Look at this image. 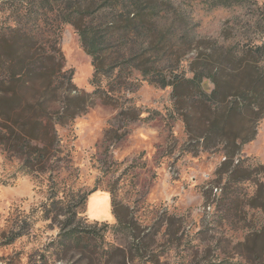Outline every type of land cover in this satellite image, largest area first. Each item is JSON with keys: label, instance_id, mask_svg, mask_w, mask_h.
<instances>
[{"label": "rangeland", "instance_id": "obj_1", "mask_svg": "<svg viewBox=\"0 0 264 264\" xmlns=\"http://www.w3.org/2000/svg\"><path fill=\"white\" fill-rule=\"evenodd\" d=\"M4 1L0 29L14 20L2 12ZM171 11L163 24L176 25L172 32L178 33L144 47L153 54L145 57L144 69L191 78L193 62L205 60L212 46L241 51L264 40V0L218 9L201 0H173ZM176 11L185 13L184 30ZM57 36L64 61L47 68L56 77L63 63L62 73L78 89L73 106L86 112L57 127L61 152L44 173L28 174L0 146V264H229L243 256L258 264V255L241 245L247 226L257 225V211L246 206V222L231 227L220 220L217 203L239 159L254 178L239 185L242 193L252 196L254 180L264 182V170L258 171L264 167V112L255 139L229 161L222 145L205 146L207 110L178 106L172 87L145 80L128 57L117 60L124 70L114 73L116 82L102 78L100 86L111 98L103 104L107 99L93 95L92 58L75 28L62 25ZM203 86L207 93L214 89L209 80ZM6 87L0 83V90ZM66 87H59L60 100L68 96ZM188 112L194 116L192 133L183 117ZM229 130L233 138L238 124ZM95 192L111 194L131 231H123L117 219H90L87 200Z\"/></svg>", "mask_w": 264, "mask_h": 264}, {"label": "trees", "instance_id": "obj_2", "mask_svg": "<svg viewBox=\"0 0 264 264\" xmlns=\"http://www.w3.org/2000/svg\"><path fill=\"white\" fill-rule=\"evenodd\" d=\"M172 1H4L2 12L4 15L9 12V17L14 20L0 29V83L8 85L0 90V146L19 158L28 174L46 171L61 152L57 127L67 126L86 112L77 111L79 108L73 106L76 97L71 98V95L77 94L78 89L72 79L65 78L62 73L63 63L59 65L56 77L47 68L57 60L64 61L57 36L62 25L75 28L82 46L92 58L94 75L91 84L96 87L93 95L97 99H107L103 104H109L107 101L111 98L100 86L102 78L116 82L119 76L114 77V73L124 70L117 60L128 57L131 63H136L133 71L141 73L145 80L162 88L172 87L178 106L190 107L189 111L196 107L210 113L211 120L204 136L206 148H210L212 142L222 145L231 161L244 145L255 139V126L264 112L263 38L260 44L241 51L233 47L212 46L205 60L197 58L193 62L191 78L174 72L163 75L154 66L152 70L143 68L147 62L145 57L153 55L144 52V47L159 46L178 33L172 32L176 25L163 24L164 16L173 13ZM201 1L209 9H218L242 6L251 0ZM174 14L181 24L180 30L186 29L185 13L176 11ZM261 24L258 21L257 25ZM195 39L193 35L190 43ZM157 73L162 74L156 78ZM206 80L214 86L211 93L204 89ZM65 82L64 93L68 96L66 100H60L59 87ZM79 101H85V95ZM192 113L183 116L191 133ZM236 124L239 131L231 138L229 129ZM238 161L228 174V183L217 203L220 220L231 227L236 226L240 221L246 222V206L255 209L259 220L254 227L247 226L248 233L241 245L249 253L258 255V264H264V182L254 180L256 190L252 196L242 193L239 185L254 178L251 166H245L242 159ZM228 164L224 163L225 167ZM260 169L264 170V167H259L258 171ZM112 207L121 229L131 231L120 217L114 201ZM248 259L243 256L239 262L228 263L249 264Z\"/></svg>", "mask_w": 264, "mask_h": 264}, {"label": "crops", "instance_id": "obj_3", "mask_svg": "<svg viewBox=\"0 0 264 264\" xmlns=\"http://www.w3.org/2000/svg\"><path fill=\"white\" fill-rule=\"evenodd\" d=\"M87 212L94 221L113 222L116 220L113 214L112 197L108 192H95L87 200Z\"/></svg>", "mask_w": 264, "mask_h": 264}]
</instances>
